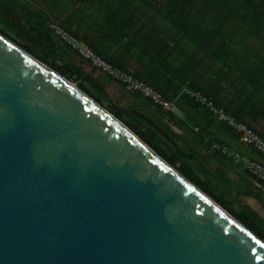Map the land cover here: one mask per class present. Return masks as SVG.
Masks as SVG:
<instances>
[{
    "label": "water",
    "instance_id": "1",
    "mask_svg": "<svg viewBox=\"0 0 264 264\" xmlns=\"http://www.w3.org/2000/svg\"><path fill=\"white\" fill-rule=\"evenodd\" d=\"M0 264H264V238L0 31Z\"/></svg>",
    "mask_w": 264,
    "mask_h": 264
},
{
    "label": "trees",
    "instance_id": "2",
    "mask_svg": "<svg viewBox=\"0 0 264 264\" xmlns=\"http://www.w3.org/2000/svg\"><path fill=\"white\" fill-rule=\"evenodd\" d=\"M13 1L0 0L20 18L0 16L8 29H0L5 35L75 81L187 179L264 238L259 216L240 200L247 195L263 201L264 181L249 171L243 159L236 161L223 148L262 162L264 155L243 144L231 125L186 92L201 91L264 139V130L255 127L264 124V0H16V5ZM74 7L81 14L76 27L69 15ZM86 17L93 22L83 24ZM50 21L173 101L176 109L167 111L136 92L132 93L141 98L139 105L110 101L104 82L70 61L76 53L49 29ZM91 27L121 46L124 56L104 54L88 33ZM126 56L138 63L135 70L127 66ZM185 106L189 109L179 116L177 109Z\"/></svg>",
    "mask_w": 264,
    "mask_h": 264
},
{
    "label": "built area",
    "instance_id": "3",
    "mask_svg": "<svg viewBox=\"0 0 264 264\" xmlns=\"http://www.w3.org/2000/svg\"><path fill=\"white\" fill-rule=\"evenodd\" d=\"M48 26L49 29H51L58 38L69 45L80 58L87 61L91 66L96 67L104 74L108 75L111 79L120 83L127 91L136 92L142 97L152 100L155 104L160 105L167 111H174L176 109L175 103L173 101L164 97L160 92L156 91L150 85L135 77L132 73L123 70L122 68L114 65L102 57L83 40L58 24V22L50 21ZM186 92L204 106L211 108L214 113L218 115L219 120L225 121L231 125V127H233L235 131L240 134V141L243 144L253 145L264 155V139L261 137L258 131L254 130L243 122L237 121L233 116L228 114L223 107L215 105L214 102L206 97L201 91L187 89ZM223 150L228 154H234L236 161L243 159L246 162L249 171L264 181V162L242 158L241 154L237 152L233 153L229 151L227 147H224Z\"/></svg>",
    "mask_w": 264,
    "mask_h": 264
},
{
    "label": "crops",
    "instance_id": "4",
    "mask_svg": "<svg viewBox=\"0 0 264 264\" xmlns=\"http://www.w3.org/2000/svg\"><path fill=\"white\" fill-rule=\"evenodd\" d=\"M69 15L71 16L70 21L73 23L74 27H76L77 21H79L81 18L80 12L76 10V7H74L69 11ZM64 16H66V14H64L62 17ZM86 21H88L89 23L93 22L89 21L87 17L85 21L81 20L83 24L88 25L89 23H86ZM94 28L95 27H91V29L88 30V33L90 34L91 38L99 44V47L104 54H106L107 56H124L123 54H125L126 51L122 49L121 46L114 44L110 39L107 38L106 34ZM125 60L128 63L127 66L129 67V69L135 70L137 68L138 63L135 59L131 58V56H126ZM70 61L74 65L81 67L85 74H88L93 78L102 80L104 82L105 94L110 101L121 106H136L142 103V100L138 95L127 91L120 83L109 78L102 71H100L96 67L91 66L87 61L83 60L76 54H72ZM188 109L189 108L185 106L182 108V110L177 109V113L179 116H182ZM255 127L260 131L264 130V124H257L255 125ZM174 128L177 130L176 127ZM232 175L236 177V175H234L233 173ZM240 200L245 205L251 207V209L259 216L261 225L264 229V195L263 201L247 195H242L240 197Z\"/></svg>",
    "mask_w": 264,
    "mask_h": 264
},
{
    "label": "flooded vegetation",
    "instance_id": "5",
    "mask_svg": "<svg viewBox=\"0 0 264 264\" xmlns=\"http://www.w3.org/2000/svg\"><path fill=\"white\" fill-rule=\"evenodd\" d=\"M8 1V0H7ZM14 5H16V0L13 1ZM3 15L5 17H10L12 19H16V13H13L12 10L9 9L7 4H0V16Z\"/></svg>",
    "mask_w": 264,
    "mask_h": 264
},
{
    "label": "rangeland",
    "instance_id": "6",
    "mask_svg": "<svg viewBox=\"0 0 264 264\" xmlns=\"http://www.w3.org/2000/svg\"><path fill=\"white\" fill-rule=\"evenodd\" d=\"M0 29H5L6 31H8V29L6 28V26H5V23L1 20V18H0ZM1 31V30H0ZM2 32V31H1ZM3 33V32H2ZM5 34V33H4ZM71 80V79H70ZM71 82H73L75 85H76V82L75 81H72L71 80Z\"/></svg>",
    "mask_w": 264,
    "mask_h": 264
}]
</instances>
